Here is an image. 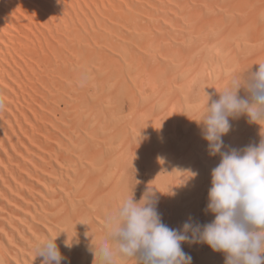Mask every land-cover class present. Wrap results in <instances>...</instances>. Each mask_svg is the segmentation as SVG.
Instances as JSON below:
<instances>
[{
    "label": "bare ground",
    "instance_id": "bare-ground-1",
    "mask_svg": "<svg viewBox=\"0 0 264 264\" xmlns=\"http://www.w3.org/2000/svg\"><path fill=\"white\" fill-rule=\"evenodd\" d=\"M261 62L264 0H0V264H41L37 242L56 235L61 264H93L137 183L169 228L211 222L221 157L197 121L207 94ZM229 123L223 152L264 138L246 115ZM124 159L144 166L136 180ZM181 248L225 264L205 243Z\"/></svg>",
    "mask_w": 264,
    "mask_h": 264
},
{
    "label": "clouds",
    "instance_id": "clouds-1",
    "mask_svg": "<svg viewBox=\"0 0 264 264\" xmlns=\"http://www.w3.org/2000/svg\"><path fill=\"white\" fill-rule=\"evenodd\" d=\"M257 65L254 73L233 77L210 105L207 94L206 115L196 120L205 126L209 154L221 157L211 171L208 191L207 210L214 219L203 225L185 222L179 230L169 228L161 222L158 197L149 187L138 202L131 195L106 217L103 236L92 250L93 264H192V257L181 248L185 242L205 243L225 253V264H264V138L242 151H221L222 137L231 127L229 117L246 115L249 123L264 126V62ZM242 87L246 98L238 95ZM57 236L37 242L41 264H61L65 259L55 242ZM65 245L71 247L70 241Z\"/></svg>",
    "mask_w": 264,
    "mask_h": 264
},
{
    "label": "rangeland",
    "instance_id": "rangeland-1",
    "mask_svg": "<svg viewBox=\"0 0 264 264\" xmlns=\"http://www.w3.org/2000/svg\"><path fill=\"white\" fill-rule=\"evenodd\" d=\"M246 67H247V66H246ZM248 67H249V66H248ZM249 68H250V69L247 68L248 71H246V72H248V73L254 72L255 69H253L251 66H250ZM251 69H252V70H251ZM250 70H251V71H250ZM248 73H247V74H248ZM245 74H246V73H245ZM93 94H94V93H93ZM246 96H247V95H246ZM246 96H244V97L246 98ZM239 97L242 98L241 96H239ZM121 105H124L123 108L121 109V111H122V110H123V111H128V108H129V107H128V106H129V105H128V102H125V101H124V102H122ZM121 105H120V106H121ZM121 111H120V112H121ZM135 160H136V159H135ZM135 160L132 159V161H131V160H130V162L128 161V162H129V165L127 166V168H128L127 170H128V172H129V174H130V176L132 177L133 180H134V179L136 180V175H139V174H141V173L143 172V168H142L143 165H140V162H139V161L136 162ZM123 162H125L126 164L128 163V162H127V159H124V161H122V163H121L122 165L125 164V163H123ZM132 164H133V165H132ZM131 165H132V166H131ZM135 166H136V167H135ZM138 166H139V167H138ZM143 167H144V166H143ZM139 168H141L142 170H140ZM134 171H135V173H134ZM140 171H141V172H140ZM133 175H135V176L133 177ZM137 185H139V183H137V184L135 185V189H134V192H133V193L138 192V194H136V195H139V196L136 197V195H135V198H134V196H133V199H134V201H137V202H138V201L140 200V198H139V197H140V194H139L140 192H139V190H138L140 186H137ZM136 186H137L138 188H137ZM135 190H136V191H135Z\"/></svg>",
    "mask_w": 264,
    "mask_h": 264
}]
</instances>
